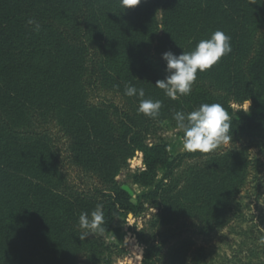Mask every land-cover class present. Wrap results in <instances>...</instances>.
Here are the masks:
<instances>
[{
    "label": "trees",
    "instance_id": "16d2710c",
    "mask_svg": "<svg viewBox=\"0 0 264 264\" xmlns=\"http://www.w3.org/2000/svg\"><path fill=\"white\" fill-rule=\"evenodd\" d=\"M217 29L232 51L190 95L167 97L161 54ZM128 82L163 102L157 118L137 112ZM215 102L232 117L229 147L172 155L163 123ZM137 151L148 190L134 202L116 177ZM263 186L264 0H0V264H110L114 220L145 204L159 210L149 236L136 232L139 264H264ZM97 204L105 231L81 240L79 216ZM225 230L236 239L217 256L208 245Z\"/></svg>",
    "mask_w": 264,
    "mask_h": 264
},
{
    "label": "clouds",
    "instance_id": "9594fccd",
    "mask_svg": "<svg viewBox=\"0 0 264 264\" xmlns=\"http://www.w3.org/2000/svg\"><path fill=\"white\" fill-rule=\"evenodd\" d=\"M120 3L125 10L139 5L141 0H120ZM27 23L34 25L35 30L39 31L40 24L35 19L28 18ZM231 51V37L220 29L214 31L210 38L199 40L190 51L183 49L178 55L171 50L165 51L161 58L166 62V75L162 79H157L154 85L173 100L179 96H188L197 79V72L209 70ZM124 94L139 98L138 113L152 119L159 116L163 102L151 97L145 98L144 88H137L128 82L125 84ZM173 119L176 122L175 127L183 132L182 143L187 152L210 153L221 144L232 140V117L219 102L202 103L190 112L175 111ZM104 222L101 204H97L91 213L81 212L80 239L85 240L91 234H102L105 231Z\"/></svg>",
    "mask_w": 264,
    "mask_h": 264
},
{
    "label": "rangeland",
    "instance_id": "374dc122",
    "mask_svg": "<svg viewBox=\"0 0 264 264\" xmlns=\"http://www.w3.org/2000/svg\"><path fill=\"white\" fill-rule=\"evenodd\" d=\"M108 98H113L116 102H119V98L113 96L112 94H105ZM249 102H245L242 106L233 104V108H243L248 109ZM175 126H169L167 123H163L161 129L158 131V135L165 139L170 144V153L172 155L182 154L185 152L182 143V136L179 134ZM230 145L229 141L221 144L217 147L216 151L228 148ZM253 151V150H252ZM194 161H184L182 167L187 164H191ZM145 165L143 163L142 153L137 151L133 157L128 159L127 166L123 168L116 177V181L121 183L124 188H126L132 195L133 201H137L139 195L148 189L143 188L140 184L136 183L134 174L144 170ZM72 177L76 178L78 183L81 180L78 179V173L76 170L67 169ZM181 169H178V172ZM161 176V173L159 174ZM251 194V192H249ZM251 200H254V195H251L246 201L250 206H254ZM264 186L261 190L260 199L253 202H258L257 204H262L264 207ZM153 206V205H150ZM145 211L138 215H133L128 213L125 216L117 217L112 225L110 232L106 235V241L110 246V264H139L142 259L143 246L139 243L137 239V231L144 228L145 236H149V232L155 230L156 228L149 227V221L153 219V215L158 212V207H149L148 204L144 205ZM223 236H218L215 238L208 246L213 250L214 254L218 256L222 254H230V244L235 242V237L229 234L227 230L223 231ZM138 247V248H137Z\"/></svg>",
    "mask_w": 264,
    "mask_h": 264
},
{
    "label": "bare ground",
    "instance_id": "6f19581e",
    "mask_svg": "<svg viewBox=\"0 0 264 264\" xmlns=\"http://www.w3.org/2000/svg\"><path fill=\"white\" fill-rule=\"evenodd\" d=\"M138 248V247H137Z\"/></svg>",
    "mask_w": 264,
    "mask_h": 264
}]
</instances>
